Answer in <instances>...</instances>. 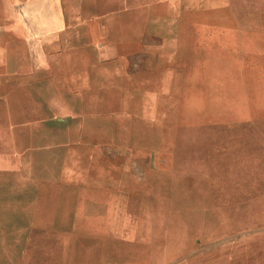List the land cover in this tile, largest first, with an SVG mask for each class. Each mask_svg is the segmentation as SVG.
<instances>
[{"label": "crops", "instance_id": "1", "mask_svg": "<svg viewBox=\"0 0 264 264\" xmlns=\"http://www.w3.org/2000/svg\"><path fill=\"white\" fill-rule=\"evenodd\" d=\"M240 15L238 0H0V264H146L182 167L181 91L253 37Z\"/></svg>", "mask_w": 264, "mask_h": 264}, {"label": "rangeland", "instance_id": "2", "mask_svg": "<svg viewBox=\"0 0 264 264\" xmlns=\"http://www.w3.org/2000/svg\"><path fill=\"white\" fill-rule=\"evenodd\" d=\"M238 12L253 37L191 69L181 91L182 167L146 264H264V0Z\"/></svg>", "mask_w": 264, "mask_h": 264}]
</instances>
